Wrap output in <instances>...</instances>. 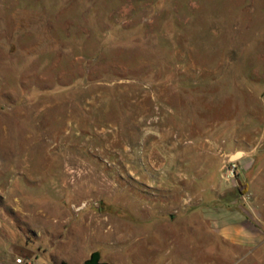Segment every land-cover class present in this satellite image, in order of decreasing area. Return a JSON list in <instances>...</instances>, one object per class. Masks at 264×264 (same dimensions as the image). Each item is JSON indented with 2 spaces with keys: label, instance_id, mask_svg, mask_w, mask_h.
I'll return each mask as SVG.
<instances>
[{
  "label": "rangeland",
  "instance_id": "rangeland-1",
  "mask_svg": "<svg viewBox=\"0 0 264 264\" xmlns=\"http://www.w3.org/2000/svg\"><path fill=\"white\" fill-rule=\"evenodd\" d=\"M94 250L264 264V0H0V264Z\"/></svg>",
  "mask_w": 264,
  "mask_h": 264
},
{
  "label": "flooded vegetation",
  "instance_id": "flooded-vegetation-1",
  "mask_svg": "<svg viewBox=\"0 0 264 264\" xmlns=\"http://www.w3.org/2000/svg\"><path fill=\"white\" fill-rule=\"evenodd\" d=\"M96 250L92 251L90 255L85 259L84 264H100V262H107L102 261L99 259V256L95 253ZM95 254V255H94ZM109 263V262H108ZM110 264V263H109Z\"/></svg>",
  "mask_w": 264,
  "mask_h": 264
},
{
  "label": "built area",
  "instance_id": "built-area-1",
  "mask_svg": "<svg viewBox=\"0 0 264 264\" xmlns=\"http://www.w3.org/2000/svg\"><path fill=\"white\" fill-rule=\"evenodd\" d=\"M17 261H21L22 260V258L21 257H17V259H16Z\"/></svg>",
  "mask_w": 264,
  "mask_h": 264
},
{
  "label": "water",
  "instance_id": "water-1",
  "mask_svg": "<svg viewBox=\"0 0 264 264\" xmlns=\"http://www.w3.org/2000/svg\"><path fill=\"white\" fill-rule=\"evenodd\" d=\"M95 255V254H94ZM100 264H109L108 262H100Z\"/></svg>",
  "mask_w": 264,
  "mask_h": 264
},
{
  "label": "trees",
  "instance_id": "trees-1",
  "mask_svg": "<svg viewBox=\"0 0 264 264\" xmlns=\"http://www.w3.org/2000/svg\"><path fill=\"white\" fill-rule=\"evenodd\" d=\"M95 253L97 254V256H98V251H95Z\"/></svg>",
  "mask_w": 264,
  "mask_h": 264
}]
</instances>
